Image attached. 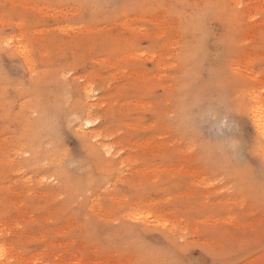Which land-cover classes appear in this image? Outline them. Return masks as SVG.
Returning <instances> with one entry per match:
<instances>
[{
  "label": "rangeland",
  "instance_id": "1",
  "mask_svg": "<svg viewBox=\"0 0 264 264\" xmlns=\"http://www.w3.org/2000/svg\"><path fill=\"white\" fill-rule=\"evenodd\" d=\"M263 100L264 0H0V264H264Z\"/></svg>",
  "mask_w": 264,
  "mask_h": 264
},
{
  "label": "bare ground",
  "instance_id": "2",
  "mask_svg": "<svg viewBox=\"0 0 264 264\" xmlns=\"http://www.w3.org/2000/svg\"><path fill=\"white\" fill-rule=\"evenodd\" d=\"M260 101H262V100H260ZM263 102H264V100H263ZM263 102H262V104H263ZM251 113H252V116L254 119V124L256 125L258 131L264 137V105H262L261 107L259 105L252 107Z\"/></svg>",
  "mask_w": 264,
  "mask_h": 264
}]
</instances>
